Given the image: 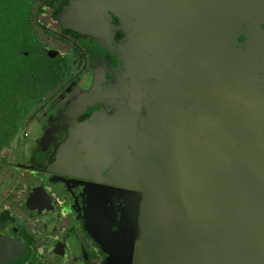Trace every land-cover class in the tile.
Returning <instances> with one entry per match:
<instances>
[{
    "label": "flooded vegetation",
    "instance_id": "af4514ba",
    "mask_svg": "<svg viewBox=\"0 0 264 264\" xmlns=\"http://www.w3.org/2000/svg\"><path fill=\"white\" fill-rule=\"evenodd\" d=\"M172 1L0 0V264H130L127 182L176 113L184 145L230 171L233 209L264 217V0ZM145 6L210 17L221 43L166 30L181 52L160 64ZM203 55L211 77L189 90Z\"/></svg>",
    "mask_w": 264,
    "mask_h": 264
},
{
    "label": "water",
    "instance_id": "95a60500",
    "mask_svg": "<svg viewBox=\"0 0 264 264\" xmlns=\"http://www.w3.org/2000/svg\"><path fill=\"white\" fill-rule=\"evenodd\" d=\"M195 1L188 3L187 0L189 7L181 9L182 12L196 16L192 13L198 5ZM198 2L208 5L211 0ZM179 3L180 0H173L172 7L178 8ZM158 8L153 12L145 6L140 9V16L155 34L164 37L159 54L154 55L160 64L165 60L177 62L181 52L175 46L174 55L166 54V30L176 44H180L184 31L193 32L192 38L197 39L206 54L213 51L217 42L221 43L220 38L213 41L216 32L208 25L212 24L208 21L210 17H200L205 23L203 26L190 25L186 21L195 17L180 11L170 16L172 12ZM212 61L213 55H203V70L187 75L189 90L201 84V79L211 77L212 70L209 72L207 68H213ZM194 67L200 69L201 66ZM186 115L187 112L171 116L177 128L157 130L159 149L141 154L139 169L132 173L139 176H129L127 186L139 192L140 201V210L138 204L128 202L129 218L134 221L131 238L136 242L127 252L129 263L261 264L264 259L263 215L260 217L259 211L240 214V209H233L237 205L234 197L238 196L239 187L232 184L230 171L222 167L217 174L211 160L195 150L191 142L184 145L180 122ZM169 163L175 167L170 168Z\"/></svg>",
    "mask_w": 264,
    "mask_h": 264
}]
</instances>
